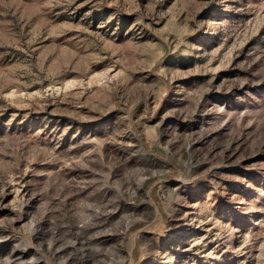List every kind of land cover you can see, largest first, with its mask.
Masks as SVG:
<instances>
[{
  "label": "rangeland",
  "instance_id": "obj_1",
  "mask_svg": "<svg viewBox=\"0 0 264 264\" xmlns=\"http://www.w3.org/2000/svg\"><path fill=\"white\" fill-rule=\"evenodd\" d=\"M0 264H264V0H0Z\"/></svg>",
  "mask_w": 264,
  "mask_h": 264
}]
</instances>
